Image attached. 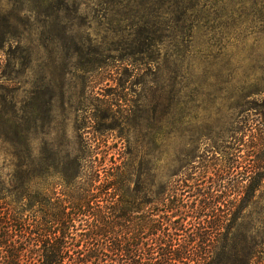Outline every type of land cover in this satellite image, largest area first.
Here are the masks:
<instances>
[{
	"label": "rangeland",
	"instance_id": "374dc122",
	"mask_svg": "<svg viewBox=\"0 0 264 264\" xmlns=\"http://www.w3.org/2000/svg\"><path fill=\"white\" fill-rule=\"evenodd\" d=\"M0 30L2 213L30 155L76 153L80 137L152 183L235 126L264 134V0H0ZM240 154L264 164V148ZM261 186L238 238L264 237Z\"/></svg>",
	"mask_w": 264,
	"mask_h": 264
},
{
	"label": "trees",
	"instance_id": "16d2710c",
	"mask_svg": "<svg viewBox=\"0 0 264 264\" xmlns=\"http://www.w3.org/2000/svg\"><path fill=\"white\" fill-rule=\"evenodd\" d=\"M246 124L197 165L159 169L152 183L127 154L99 155L88 138L76 153L30 155L26 179L16 174V207L0 208V264H252L264 237L238 238L236 226L264 164L240 153L263 149L264 134L244 140Z\"/></svg>",
	"mask_w": 264,
	"mask_h": 264
}]
</instances>
